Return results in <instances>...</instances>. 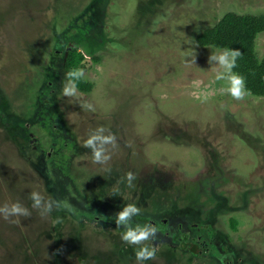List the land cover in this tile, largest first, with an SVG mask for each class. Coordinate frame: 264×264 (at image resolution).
I'll use <instances>...</instances> for the list:
<instances>
[{
  "label": "rangeland",
  "instance_id": "obj_1",
  "mask_svg": "<svg viewBox=\"0 0 264 264\" xmlns=\"http://www.w3.org/2000/svg\"><path fill=\"white\" fill-rule=\"evenodd\" d=\"M93 1L0 0V205L32 212L0 217V264H136L109 215L126 204L141 209L133 226L180 208L183 218L213 222L235 247L215 239L193 256L188 243L183 251L158 228L146 242L156 259L145 264H222L231 252L232 264H264V97L233 100L208 63L221 50L195 41L229 12L264 16V0H97L102 16ZM74 36L85 59L79 69L94 87L68 98L65 54L57 56L55 44ZM256 53L264 58V32ZM50 82L54 106L45 103L52 94L37 101ZM100 127L117 137L103 166L82 147ZM42 162L47 180L35 169ZM128 171L135 188L119 182ZM48 180L72 207L89 203L82 219L31 209L33 190L56 199ZM141 215L149 222H136Z\"/></svg>",
  "mask_w": 264,
  "mask_h": 264
},
{
  "label": "clouds",
  "instance_id": "obj_2",
  "mask_svg": "<svg viewBox=\"0 0 264 264\" xmlns=\"http://www.w3.org/2000/svg\"><path fill=\"white\" fill-rule=\"evenodd\" d=\"M242 53L238 48H224L219 52H213L208 58V63L212 65L211 69L216 71L215 79L217 81H226L227 87L225 92L233 100L241 101L247 94L246 82L243 76L235 73L233 69L237 66V61ZM196 56L191 63H195ZM85 73L82 68L72 69L65 73L64 80L61 82V95L68 98L77 96V81L82 79ZM82 109L94 111V106L90 103L80 105ZM83 148L91 149L92 163L98 165H106L112 156V151L117 147V137L114 133L105 134L103 127L91 131L88 138L82 144ZM110 173V169H107ZM108 179L107 176H104ZM137 175L128 171L124 176L120 177L121 183L129 188H135ZM113 195H118L114 192ZM31 201V209L45 218L53 210L73 211L72 205L65 200L46 199L40 192L31 191L27 197ZM32 212L19 202L11 204L5 203L0 205V217L4 220H11L12 217H30ZM141 214V209L135 204H126L122 210L115 213L111 219L115 221L117 228H123L121 240L128 246L134 248L136 264H145L148 260L156 259V248L150 247L146 242L157 239L159 229L152 224H136L133 226V218ZM18 223V220L11 221Z\"/></svg>",
  "mask_w": 264,
  "mask_h": 264
},
{
  "label": "trees",
  "instance_id": "obj_3",
  "mask_svg": "<svg viewBox=\"0 0 264 264\" xmlns=\"http://www.w3.org/2000/svg\"><path fill=\"white\" fill-rule=\"evenodd\" d=\"M264 32V16H256L253 14H237L235 12L227 13L214 27L206 28L202 32L198 33L195 37V41L197 45L200 47H214L220 50L224 48H238L240 49L242 55L237 61V66L233 69L235 73L243 76L246 82V90L247 94L255 96V97H264V58L259 59L256 53V41L257 37L260 33ZM68 42L73 44H79L81 41L77 36L70 37ZM69 48H63V52L66 54L65 62H64V70L68 72L72 69H79L85 61L83 55H81L77 48L74 46ZM93 55V54H91ZM93 84L85 81L83 78L77 81V88L80 92L90 93L93 90ZM52 129V127H50ZM53 133L51 134L52 140ZM63 134H60L61 137ZM63 138V137H62ZM55 143H59V141L54 140L52 145ZM40 176L47 178L46 168L44 163L42 162V168H35ZM47 180V179H46ZM48 182H46V186L50 189L51 192H55L56 200H63V191H59V189H55L53 191L52 187H50ZM70 186L68 184L65 188ZM67 193H70L69 190H66ZM75 199H78L75 195H73ZM83 203L81 200L80 204ZM85 208H87L89 203H83ZM73 213L77 217L82 219L80 216L84 210H86L83 205L73 206ZM68 211V210H67ZM111 212V210H110ZM78 213H80L78 215ZM137 218V216H136ZM142 219H147L140 216L136 222H143ZM149 222V220L147 219ZM152 224L151 222H149ZM171 223V224H169ZM168 224H162L160 221L157 226L163 229H167L172 227L173 223L169 221ZM181 232L171 233V240L169 241L171 244H180L179 238ZM177 241V243H176Z\"/></svg>",
  "mask_w": 264,
  "mask_h": 264
},
{
  "label": "flooded vegetation",
  "instance_id": "obj_4",
  "mask_svg": "<svg viewBox=\"0 0 264 264\" xmlns=\"http://www.w3.org/2000/svg\"><path fill=\"white\" fill-rule=\"evenodd\" d=\"M96 3H98L97 0H94L92 2V4L90 2L91 5L89 4V6L96 7L95 6ZM96 8H98V7H96ZM99 11H100V13H99L100 16L104 15V13H105L104 8L99 9ZM97 14H98V12H92L90 17H92L93 15L96 16ZM78 19H81V18H78ZM78 19H76V20H78ZM70 28H72V25H68L65 31L66 32L70 31ZM69 38L67 37L66 39H62L61 42H57L55 44V51H56L57 56L61 55L63 52L61 47L64 46V48H66V49L69 48V46L66 45V44H68ZM77 45L78 44H74V47L76 48ZM59 53H61V54H59ZM65 56H66V54H65ZM30 58L32 59L31 56H30ZM32 63H35V62H32ZM49 81H50V79L48 80V82ZM51 85H52V83L50 82V84L48 85V88L50 91L49 90H47L46 92L42 91L41 94L37 96L38 103H40L39 101H43V99L41 98V97H43L42 95L47 96L48 94H52V97H49V98L45 97V98H48L47 100H45V103L50 104V106H54V104L56 103V101L54 100V98H55L54 93H56V92H53ZM218 205L222 206V204H220L219 202H218ZM179 209L180 208H178V209L173 208V209H170L169 211H165L164 213H162L161 216H158V220L156 222L152 223V225H156L160 221H162V224H168L169 221L173 223L171 229L170 228L163 229L160 227L161 236H163V235L164 236H170L171 233H175V232L183 233V234H180V238H179L178 242H180V244L181 243L185 244L186 248L183 251H186L189 249L190 253L193 256L194 255L198 256L200 253L206 252L208 250V248H210L209 247L210 244L214 243L215 239H217L218 242H220V244L226 243L228 249L229 248L232 249V247L235 248L233 246V244L231 243V241L229 240L228 236L226 234L218 231V229L215 228V226L213 225V222L208 223V222L202 221V220L196 221L193 218L192 219L191 218H183L181 210H179ZM110 213L111 214H109V215H113L116 213V211L115 212L111 211ZM167 213H169L168 216H167ZM202 222L207 223V225L202 224ZM169 224H171V223H169ZM176 243H177V241H176ZM187 243H188V246H191V247L188 248ZM192 247H194L193 250L190 249ZM224 249H226V248H224ZM238 250H240V249H238ZM237 253L241 254L239 252H237ZM233 254H234L233 252H231L230 254H227V258L222 262V264H232V262H234V259H233L234 255Z\"/></svg>",
  "mask_w": 264,
  "mask_h": 264
}]
</instances>
